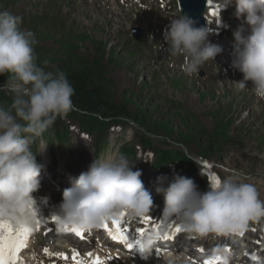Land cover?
<instances>
[{
	"label": "clouds",
	"instance_id": "9594fccd",
	"mask_svg": "<svg viewBox=\"0 0 264 264\" xmlns=\"http://www.w3.org/2000/svg\"><path fill=\"white\" fill-rule=\"evenodd\" d=\"M233 0H221L220 8ZM236 15L243 24L233 33L232 67L243 74L236 81L239 89L252 82L251 90L264 99V0H235ZM23 18L11 11L0 12V75L10 74L0 91L12 97L0 104V216L32 225L39 215L33 193L41 186L44 165L33 145L60 116L74 108V88L62 72H45L36 62L35 33L21 30ZM208 27L183 14L170 19L163 33L166 51L183 54V71L191 76L202 64L215 61L222 46L212 43ZM122 153L96 156L88 170L71 179L63 192L56 215L62 225L90 229L102 220H111L126 212L130 220L143 217L153 207V198ZM171 166V165H170ZM202 175V173H201ZM166 177H158L156 192L163 194L162 219L173 222L186 233L227 234L244 229L250 220L264 217V200L257 187L234 178H221L200 191L195 181L177 174L166 187ZM157 239L155 232L139 237L138 250L149 254Z\"/></svg>",
	"mask_w": 264,
	"mask_h": 264
},
{
	"label": "rangeland",
	"instance_id": "374dc122",
	"mask_svg": "<svg viewBox=\"0 0 264 264\" xmlns=\"http://www.w3.org/2000/svg\"><path fill=\"white\" fill-rule=\"evenodd\" d=\"M115 2H118L117 5ZM123 2L125 5H122ZM168 2L155 0L151 10L144 12L139 8H131L130 0H0V12L11 11L23 18L21 30L35 33L43 48H35L36 62H48L50 72L70 60L67 46L71 48V51L68 48L71 54L87 60H98L104 65L107 77L113 80L109 91L115 103H125L131 112L152 113L154 127L168 123L174 129L170 134L172 141L163 133L164 129L156 131L153 139L158 147L187 148L196 153L199 151L196 145L198 134L194 128L203 127L211 134L217 125L218 115L228 119L230 141L221 149L213 148V170L208 171L211 175L212 171L217 172L222 178L256 184L260 198L264 200L262 98L255 97L253 91L239 89L238 83L223 84L216 59L202 64L206 73L201 70L189 77L182 72L180 67L183 68L185 61L183 55H170L163 41V25H169L170 19L180 16L176 0L165 11ZM134 25L143 28L140 43L130 33ZM231 70L237 77H243L234 67ZM225 77L230 76L226 74ZM176 81H180L182 86ZM210 81L219 85L220 89ZM6 82V77L1 78L0 87ZM205 92L206 96L214 93L217 99L203 100L201 93ZM133 93L139 94V97ZM185 116L190 118L189 122L184 121ZM57 121L62 133L68 131L69 139L61 141L56 136L54 139L44 137L39 138L37 143L49 144L52 157L59 159L58 168L65 167V163H72L71 169L77 170V166L83 162L87 163V168L96 156L119 154V149L124 145H134L138 150V170L142 171V175L146 170H153L151 150L144 147L142 133L132 121H123L118 128L108 131H95V135L88 137L82 136L83 131L77 119L63 115ZM186 144H189L188 147ZM81 149L85 150L81 152ZM51 170L53 175L55 170ZM173 179L166 177L165 180ZM152 197V208L163 210L164 197L161 196L162 201L157 195ZM257 219L263 221L264 217ZM37 252L40 258L33 257L32 262L40 264L41 261L37 259L49 262L43 249ZM28 256L32 257L30 249L26 251ZM175 264L189 263L177 261Z\"/></svg>",
	"mask_w": 264,
	"mask_h": 264
},
{
	"label": "trees",
	"instance_id": "16d2710c",
	"mask_svg": "<svg viewBox=\"0 0 264 264\" xmlns=\"http://www.w3.org/2000/svg\"><path fill=\"white\" fill-rule=\"evenodd\" d=\"M40 67L45 72H50L48 69V62H38ZM62 71L67 75L68 80L72 84L75 92L72 97L74 108L68 112L71 117H75L81 122V126L84 129H89L90 124L94 126H103L106 124L103 118L105 116L110 117H129L135 119L142 126L154 127V116L150 112H135L129 113L125 103H115L111 92L109 91V84L111 80L107 78L102 65H99L96 61L89 63L81 59H71L63 67L57 66L51 73ZM10 74L0 75V79L3 77L8 78ZM1 97L6 103L9 104L10 96L1 92ZM6 104V105H7ZM100 115V116H99ZM157 129H164L168 134L174 131L168 123H164V126L159 125ZM165 160L174 162L177 160H188L189 158L181 151L173 152L166 150L160 155L159 164H162Z\"/></svg>",
	"mask_w": 264,
	"mask_h": 264
},
{
	"label": "snow or ice",
	"instance_id": "6c2138e0",
	"mask_svg": "<svg viewBox=\"0 0 264 264\" xmlns=\"http://www.w3.org/2000/svg\"><path fill=\"white\" fill-rule=\"evenodd\" d=\"M214 5V0H208V6L211 7L213 10L211 12V15L218 16V5ZM206 167H211L210 165H206ZM211 183H218L219 178L216 176H212L210 178ZM127 216L126 212H122L119 214L118 217H114L111 219V225H109V220H102L99 225L103 227L105 230L109 232V234L112 236L115 240L123 241L127 244V246L130 249L137 248V245H139L140 241L138 239L131 240L129 239V235L127 232V229L124 228V218ZM54 220H58L57 216L52 217ZM152 220V217L150 216H143L141 217L142 223H150ZM37 225H39L40 221L36 220ZM159 226L157 225V230ZM71 231H73L78 236H83L84 234L80 231V228L74 226L72 227ZM135 231L139 232L141 235L144 233V228L141 226ZM177 233L181 231L179 227L175 229ZM32 233V228L29 225H25L22 223H19L12 218H5L3 216H0V264H23L22 258L20 253L23 249L28 247L29 239ZM234 233H237L239 235H243L242 231H234ZM165 239L168 238L166 235L164 237ZM46 254L49 253L48 249L44 250ZM56 255L61 256L64 259H67L68 257L65 256L62 253H57ZM79 254L77 253L76 256ZM76 256H73V259H76ZM88 256L91 257L92 253H88ZM255 258V257H254ZM220 257H215L211 260L204 261V264H219ZM77 264H83L82 261H77ZM91 264H104V261L100 259L99 256L95 257V259L92 260Z\"/></svg>",
	"mask_w": 264,
	"mask_h": 264
},
{
	"label": "bare ground",
	"instance_id": "6f19581e",
	"mask_svg": "<svg viewBox=\"0 0 264 264\" xmlns=\"http://www.w3.org/2000/svg\"><path fill=\"white\" fill-rule=\"evenodd\" d=\"M220 2H221V0H214V5H213V6L218 5V11H219V15L218 16L211 15V12L213 10L211 7L208 6L209 8L207 10V13H208L207 19H208L209 25L211 26V30L215 31V32H217L220 29V27H219L217 22L220 19L219 17L223 16L221 8H220V5H219ZM103 3L106 4L105 1H103ZM117 3L118 2H115L116 5H117ZM113 7H115V6L113 5ZM130 7L133 8L132 5H130ZM232 46H233V42H228L227 44H225L223 46V52H222L223 58H227V59L232 58V51H233V47ZM231 69H229V71H228L230 74L228 72L226 74H229L231 76L237 77L236 74L233 73V70H231ZM49 155H51V153ZM59 207L60 206H58V205L48 206L47 208H44L43 211L46 214H48V215L56 216L59 213ZM124 220H128V217L126 216L124 218ZM127 226L129 228H131L128 224H127ZM171 259H173V258H171ZM101 260L104 261V264H124L121 260H117L116 258H114V257H112L110 255H102V259ZM22 261H23L24 264H31L29 261L25 260L24 258H22ZM55 264H57V263H55Z\"/></svg>",
	"mask_w": 264,
	"mask_h": 264
},
{
	"label": "water",
	"instance_id": "95a60500",
	"mask_svg": "<svg viewBox=\"0 0 264 264\" xmlns=\"http://www.w3.org/2000/svg\"><path fill=\"white\" fill-rule=\"evenodd\" d=\"M206 0H194L192 7L189 6L187 0H183V7L190 18L196 21L197 27H204L201 12L204 9Z\"/></svg>",
	"mask_w": 264,
	"mask_h": 264
}]
</instances>
